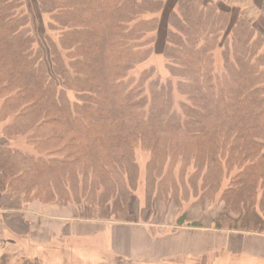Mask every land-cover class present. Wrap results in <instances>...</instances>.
I'll list each match as a JSON object with an SVG mask.
<instances>
[{"label":"trees","instance_id":"1","mask_svg":"<svg viewBox=\"0 0 264 264\" xmlns=\"http://www.w3.org/2000/svg\"><path fill=\"white\" fill-rule=\"evenodd\" d=\"M25 1L0 0L1 192L134 223L141 148L149 216L155 199L219 194L229 211L216 229L264 235L262 23L216 0H176L162 79L133 72L154 51L166 0H38L42 43Z\"/></svg>","mask_w":264,"mask_h":264},{"label":"crops","instance_id":"2","mask_svg":"<svg viewBox=\"0 0 264 264\" xmlns=\"http://www.w3.org/2000/svg\"><path fill=\"white\" fill-rule=\"evenodd\" d=\"M65 208L28 204L0 191V246H19L38 264H51L49 250L59 254L52 264H186L205 254L219 260L223 251L231 263L243 258V264H264V235L76 220Z\"/></svg>","mask_w":264,"mask_h":264},{"label":"rangeland","instance_id":"3","mask_svg":"<svg viewBox=\"0 0 264 264\" xmlns=\"http://www.w3.org/2000/svg\"><path fill=\"white\" fill-rule=\"evenodd\" d=\"M166 6L163 12L159 13L158 16L161 18L162 29L157 33V41L155 44L154 51L151 52L147 58L140 64L137 65L133 74L138 76L144 70H149L154 68L156 74H159L162 79H166L169 76V71L167 69V59L163 55L162 49L165 42V28L168 21V16L170 10L174 7L176 0H166ZM219 3L224 4L225 6L234 8V10L240 14H243L247 18L256 21L257 24L264 26V0H216ZM25 9L30 16L31 27L34 31L38 41L42 43L44 39L45 32H48V20L49 17L46 14H43L38 6V0H26ZM234 11V12H235ZM53 35V34H52ZM217 59L219 60V51L217 52ZM221 61L219 60V64ZM70 97H74L73 93H70ZM24 147V142L19 143ZM136 158L140 167V178L138 182V187L131 197L130 204L132 211L135 214L136 222L141 224H151L159 225L158 228L163 227V225H169L170 230H175L177 227L186 226L193 227L189 223L193 221H198L201 226L197 228H215L214 220L218 218L223 212H228L229 210L225 208L223 201H220L219 194L215 198H205L203 201H199L197 198H190L187 201H183L180 205L175 199L160 200L155 199L153 202L151 215H148L147 209H145V187H146V163L149 158V153L141 148L136 149ZM229 180H224L223 188L226 187ZM222 188V189H223ZM16 196V195H14ZM21 197V196H20ZM22 198V197H21ZM25 202V201H24ZM38 202L33 201L31 203ZM27 203V202H25ZM40 203V202H38ZM29 204V203H28ZM42 204V203H41ZM44 207L48 206H59L66 207L69 212L68 216L75 218L76 220L88 219L90 216L89 204L84 201L80 204L69 203L68 205L61 204H42ZM186 215L187 221L183 225H178L177 220L182 215ZM99 221V220H98ZM101 222L106 223H116L112 220H100ZM155 227V228H156ZM230 231L227 229H217ZM238 232V231H234ZM251 233V232H245ZM3 247L0 246V257L5 255V259L8 264H18L22 262V259H30L29 256L25 254V250L19 246L10 245L6 246V249L3 250ZM47 257L51 261V264L58 260L59 254L56 251L49 250L46 253ZM31 260V259H30ZM121 261V260H120ZM236 261V260H235ZM230 262L228 260L227 254L223 252L220 253L219 260L214 259L212 255L205 254L204 257L196 262L190 261L186 264H243V258H240L236 263ZM125 262V261H124ZM0 263L1 259H0ZM117 264H123L118 261ZM126 264V263H124ZM184 264V263H183Z\"/></svg>","mask_w":264,"mask_h":264}]
</instances>
